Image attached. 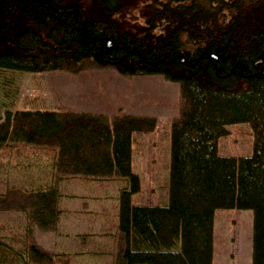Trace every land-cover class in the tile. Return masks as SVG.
Returning a JSON list of instances; mask_svg holds the SVG:
<instances>
[{
	"label": "trees",
	"instance_id": "obj_1",
	"mask_svg": "<svg viewBox=\"0 0 264 264\" xmlns=\"http://www.w3.org/2000/svg\"><path fill=\"white\" fill-rule=\"evenodd\" d=\"M86 62L178 83L167 200L132 201L142 189L136 136L155 129L154 116L6 111L0 159L40 154L49 176L0 192V209L27 221L20 246L0 239V264H69L73 254L31 239L33 227L53 230L71 212L61 207L69 181L120 183L115 264H213L217 209L251 210V264H264V0H0V71L75 72ZM235 123L252 129L248 155L218 151Z\"/></svg>",
	"mask_w": 264,
	"mask_h": 264
},
{
	"label": "rangeland",
	"instance_id": "obj_2",
	"mask_svg": "<svg viewBox=\"0 0 264 264\" xmlns=\"http://www.w3.org/2000/svg\"><path fill=\"white\" fill-rule=\"evenodd\" d=\"M180 103L176 82L159 74L126 76L113 67L93 62L84 63L75 72L0 71V118L6 111L23 108L102 113L109 118L120 114L154 116L155 129L136 136L133 170L140 176L142 189L133 196V204L167 200L168 135ZM227 129L228 134L218 140L219 153L248 155L253 143L250 125L235 123ZM24 153L27 154L0 159V192L8 186H30L49 176V162L44 156L28 150ZM64 185V194L66 191L68 196L86 197L70 201L65 197L64 205L85 211L63 212L53 230L33 227L32 241L51 253L73 254L69 264H115L118 243L114 216L120 183L86 185L69 181ZM26 225L23 213L0 209V239L13 247L25 239ZM251 230V210L217 209L213 264H251Z\"/></svg>",
	"mask_w": 264,
	"mask_h": 264
},
{
	"label": "crops",
	"instance_id": "obj_3",
	"mask_svg": "<svg viewBox=\"0 0 264 264\" xmlns=\"http://www.w3.org/2000/svg\"><path fill=\"white\" fill-rule=\"evenodd\" d=\"M66 183H68V182H66ZM65 183V184H66ZM65 187H66V185H64L63 187H62V194H63V196H62V202H61V207L62 208H65V209H67V210H69V211H74V210H77V211H80V212H84L85 210H83V209H81V208H72V207H70L69 205H67L66 203H65V205H64V200H66V199H68L67 201H70V200H77V199H80L81 197H83V198H86L85 196H79V197H72V195H67V192L65 191V194H64V189H65ZM65 197H68V198H66L65 199ZM97 200H99V199H97ZM63 214H61V216H62ZM60 216V221H59V223L61 222V217Z\"/></svg>",
	"mask_w": 264,
	"mask_h": 264
},
{
	"label": "water",
	"instance_id": "obj_4",
	"mask_svg": "<svg viewBox=\"0 0 264 264\" xmlns=\"http://www.w3.org/2000/svg\"><path fill=\"white\" fill-rule=\"evenodd\" d=\"M107 44L109 45L110 44V42L107 40Z\"/></svg>",
	"mask_w": 264,
	"mask_h": 264
}]
</instances>
